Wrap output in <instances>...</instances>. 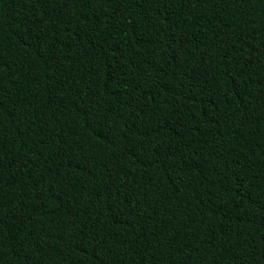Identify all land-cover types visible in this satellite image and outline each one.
Returning <instances> with one entry per match:
<instances>
[{
  "label": "trees",
  "instance_id": "obj_1",
  "mask_svg": "<svg viewBox=\"0 0 264 264\" xmlns=\"http://www.w3.org/2000/svg\"><path fill=\"white\" fill-rule=\"evenodd\" d=\"M0 264H264V0H0Z\"/></svg>",
  "mask_w": 264,
  "mask_h": 264
}]
</instances>
